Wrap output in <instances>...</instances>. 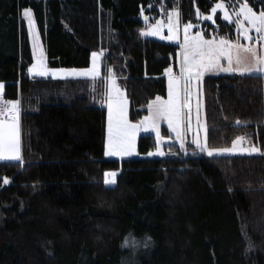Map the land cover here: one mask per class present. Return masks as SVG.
<instances>
[{
	"label": "trees",
	"instance_id": "1",
	"mask_svg": "<svg viewBox=\"0 0 264 264\" xmlns=\"http://www.w3.org/2000/svg\"><path fill=\"white\" fill-rule=\"evenodd\" d=\"M216 1L0 0L3 98L22 103L21 159L0 161V264H264V155L209 156L188 140L151 157L155 136L143 134L146 156L105 157L107 109L97 93L111 66L138 120L166 95L179 48L141 31L176 6L195 20ZM247 3L264 10V0ZM26 7L47 64L87 67L93 50H106L98 85L28 71ZM208 24L235 37L221 19ZM203 92L207 147L244 136L264 150V73L209 74ZM107 171L117 172L113 186Z\"/></svg>",
	"mask_w": 264,
	"mask_h": 264
},
{
	"label": "snow or ice",
	"instance_id": "2",
	"mask_svg": "<svg viewBox=\"0 0 264 264\" xmlns=\"http://www.w3.org/2000/svg\"><path fill=\"white\" fill-rule=\"evenodd\" d=\"M217 9H224V18L230 19L227 8L223 2L217 3L214 8L211 9L213 13ZM24 15L31 19V9H25ZM177 15L178 13H173ZM242 15L243 20H237L240 28L243 30L244 37L251 41L253 38L249 35V32L254 29L258 35V40H264V10L259 12L255 11L247 0L242 4L239 9L238 16ZM147 19V17H145ZM205 19H212L211 16H205ZM171 20V17H170ZM247 22L248 26H245ZM192 27L191 24L185 25L184 35V61L186 68L182 71L188 73L186 79L190 81L193 76L200 78L205 70L213 68H221L220 60L223 57H227L228 67L222 68L226 72H239L241 74H252L253 72L264 73V56L258 54L256 47L250 45H242L240 43H233L230 40L221 39L218 43L215 40H205L202 35H196L190 37L188 35V29ZM169 29L172 32V36L169 39L176 38V30L172 24L169 25ZM145 35L149 33H144ZM152 35L158 34V28L154 27ZM243 53L251 55L254 63L249 65L244 62L242 57ZM103 53H93V64L89 69L77 70V69H50L46 66L43 60V54L37 58V62L33 64L28 71L34 75L46 76L49 73L53 75L66 74V75H80V76H92L93 78L98 75V63L99 57ZM233 63L235 67H233ZM169 73V99L163 100L157 97L156 100L149 105L152 112L151 117H146L145 121H150L151 126L156 129L158 139H162L159 136V129L157 122L163 118L168 119L169 127L176 133L177 139L181 140V146L183 147V134L184 130L181 127V113L180 104L176 96L172 92L174 81L171 78L172 69H167ZM3 89V84H0V90ZM111 99L109 101V140H108V155H130L135 148V134L140 128V124H131L127 119V100L120 98V93L115 86V80L112 79L111 85ZM19 104L18 100H2L0 99V115H3L6 111L12 117L10 123H3L0 121V125H3L2 131H0V160H20V142H19ZM143 123V122H141ZM245 140L244 136L237 137L232 144L231 148H208L206 142L201 144L200 141H194L201 151H207L211 156L214 153H233L236 151L252 154L258 153L264 155V150L255 144H249L247 147H240L241 142ZM155 153H149L154 155ZM158 154L163 156L164 152L158 150ZM105 183H115V172L105 173ZM7 184L9 181L7 178L3 181Z\"/></svg>",
	"mask_w": 264,
	"mask_h": 264
},
{
	"label": "rangeland",
	"instance_id": "3",
	"mask_svg": "<svg viewBox=\"0 0 264 264\" xmlns=\"http://www.w3.org/2000/svg\"><path fill=\"white\" fill-rule=\"evenodd\" d=\"M223 2L225 7L227 8L228 15L230 19L224 18V9H217L215 13L211 11L212 8L215 7L217 3ZM245 2V1H244ZM243 2V3H244ZM227 1L219 0L214 2V4L211 6V8L208 11H202L197 8L196 10V19L195 20H184L182 18L180 8L177 6L171 9L167 15H160L157 17L154 21H152L148 26H146L142 31V35H145L144 33H149L145 36H152L159 39L169 40L172 42H175L179 45L178 51H177V68H175L176 73L171 72V78L174 81L172 92L174 96L177 97L178 102L180 104V113H181V127L184 130L183 134V145L186 143V141H190L194 144H196L194 141L198 140L201 144H204L206 142V134H207V116H206V106H205V96L203 92V81L206 75L209 74H218L223 72L222 68L228 67V61L227 57H223L220 60L221 68H213L209 70H205L203 72V75L200 78H193L190 81L186 82V77L188 73L186 71H182V69L186 68V64L184 61V35H185V25L191 24L192 27L188 29V35L190 37L196 36V35H202L205 40H215L217 43L223 38L225 40H230L233 43H240L242 45H250L253 47H256L258 50V54L264 56V40H258L257 37L259 34L255 32L254 29H252L249 32V35L252 36V40H247L243 35V30L240 28V25L237 23V20H243V16L239 15V9L242 6V4L236 8L232 9L227 6ZM251 6V5H249ZM252 7V6H251ZM253 8V7H252ZM25 9H31V19L29 17L24 15ZM255 11L259 12L263 9H255ZM178 13L177 15H173V13ZM23 18L26 20L28 31H29V38L31 43V49L32 54L34 58V63L37 62V58L43 54V60L46 66L50 69H77V70H83V69H89L92 67L93 64V56H91V64L87 67H64V66H51L46 63V57H45V51L43 44L41 42L40 34L38 32V28L36 26L35 22V16L34 12L31 7H26L23 9ZM205 16H211L212 19H205ZM147 17V19H145ZM171 17V20H170ZM143 19L148 20L147 14H143ZM221 19L230 25L233 26L235 37L231 38L225 35H220L218 32L213 30L214 25L208 24L209 22H216V20ZM172 24L176 30V38L169 39L168 37L172 36V32L169 29V25ZM245 26L247 25V22H245ZM158 28V34L152 35L151 32L153 28ZM216 27V24H215ZM208 29V31H207ZM103 53L102 56L99 57L98 63V75L96 77L92 76H80V75H66V74H57L53 75L52 73H49L48 75H52L55 77L60 78H90L93 81L94 84L98 85V78H100L103 75L102 68H103V57L106 53L105 49L98 48L93 50V53ZM242 57L244 58V62L251 65L254 63V60L252 59L251 55L248 53L242 52ZM32 64V65H33ZM173 67V66H172ZM171 67V68H172ZM233 67H235V64L233 63ZM107 71V70H106ZM173 73V74H172ZM253 73H260V72H253ZM107 83H106V91H101L100 95L97 93L98 96H101L99 104L105 106L107 109V121H106V132H105V157L107 158H117V159H124V158H131V157H142L146 156L145 153H141L139 150L138 140L139 137L143 134H152L155 136V140L157 142V146L150 151H148L147 156H160L158 154L159 151H163V146L166 144L171 143H178L181 144V140L177 139L176 133L172 131V129L169 127L168 119L165 117L157 122V127L159 129V136L162 139H158L156 129L151 126L150 121H145L146 117H151L152 112L149 108V105L152 104L154 100H156L157 97L162 98L163 100L169 99V74H167V93L166 95H157L153 99L149 101L147 104V112L138 120H133L129 116V99L127 98L125 94V85L124 81L121 78L120 75H117L116 72H114L112 66L111 70L107 72ZM115 80V86L118 89L120 93L121 99L127 100V119L131 124H140V128L136 131L135 134V148L131 152L130 155H108V140H109V101L111 99L112 93H111V85H112V79ZM0 84H3V89L0 90V99L3 98V90H4V83L3 81H0ZM98 88V87H95ZM22 112V103L19 104V142H20V157L22 156V139H21V122H20V113ZM12 120V117L9 113H5L3 115H0V121L3 123H10ZM143 122V123H141ZM3 125H0V131H2ZM164 128L167 129L168 134H164ZM233 144V142H232ZM232 144L230 146L226 147H208V148H231ZM250 143H245L244 141L241 142L240 147H247ZM207 152V151H206ZM149 153H155L154 155H149ZM257 153H244L240 151H236L233 153H214L213 155H253ZM0 161H16V160H0ZM109 172H115L116 171H107ZM106 179V177H105ZM115 182H116V176H115ZM115 184V183H114ZM114 184H108V186H113Z\"/></svg>",
	"mask_w": 264,
	"mask_h": 264
},
{
	"label": "crops",
	"instance_id": "4",
	"mask_svg": "<svg viewBox=\"0 0 264 264\" xmlns=\"http://www.w3.org/2000/svg\"><path fill=\"white\" fill-rule=\"evenodd\" d=\"M242 3H243V2H240V4H239L238 6H236V7H235V6H233V7L231 6V7H230V6H228V3H227V6H228L229 8L236 9V8H238ZM186 142H187V141H186ZM185 144H186V143H185Z\"/></svg>",
	"mask_w": 264,
	"mask_h": 264
},
{
	"label": "built area",
	"instance_id": "5",
	"mask_svg": "<svg viewBox=\"0 0 264 264\" xmlns=\"http://www.w3.org/2000/svg\"><path fill=\"white\" fill-rule=\"evenodd\" d=\"M3 100H9V99H3ZM7 113L6 111L4 112V114Z\"/></svg>",
	"mask_w": 264,
	"mask_h": 264
}]
</instances>
